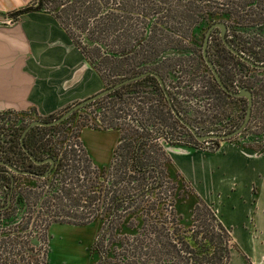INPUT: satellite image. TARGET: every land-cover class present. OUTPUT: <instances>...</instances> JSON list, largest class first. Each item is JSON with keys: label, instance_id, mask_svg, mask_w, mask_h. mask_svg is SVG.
Masks as SVG:
<instances>
[{"label": "trees", "instance_id": "1", "mask_svg": "<svg viewBox=\"0 0 264 264\" xmlns=\"http://www.w3.org/2000/svg\"><path fill=\"white\" fill-rule=\"evenodd\" d=\"M178 4H180L178 0H31L29 3L5 13V16L13 21L16 16L32 10H43L50 13L71 44L79 51L84 61L97 74L101 83L105 76L103 72H105L108 77H111V84H113L123 78L144 71H153L161 78V73L157 67L163 62V58L169 55L173 56L176 53L182 54L183 52L192 55L193 50H188L179 45L178 38H172L169 34L157 36L158 32L154 28L159 23L166 24V19H162L169 17L171 13L181 15L183 11L188 12L191 10L187 4ZM239 11L232 3L229 15L232 16L233 14L237 24L241 17L238 15ZM194 13H196V17L201 15L200 11L196 12L194 10ZM215 20L220 19L216 18L212 22H215ZM227 26L230 28L229 32L236 35L234 38L237 46H235L236 50H243L247 25L237 26L239 27L238 31H236V27ZM240 41L242 43L238 48ZM174 57H178V55ZM207 59L212 61L210 55ZM249 60L257 64H264L258 63L260 60L254 58L252 52ZM246 67L264 71V69H255L244 62L236 60L233 73L226 70L217 72L221 82L234 78L235 82L238 83L237 85L246 87L250 92L251 103L248 120L239 133H242L248 126V122L251 120L250 111L255 103L250 86H246L239 80L242 71ZM191 81L194 82L193 78ZM191 81L184 85L185 91L190 96L195 95V98L200 96L223 107L229 103L227 99L217 93L210 75L209 78L201 75L200 80H196L199 82H196L195 86L190 83ZM162 82L172 108L184 120L181 105L178 104L175 98L178 93L176 88L180 89L181 87L172 85L170 87L174 90L171 91L163 80ZM138 87H146L149 90L147 92L140 91ZM138 92L142 94H138ZM146 93L147 95H145ZM234 99L242 100L245 107L243 98L235 97ZM97 103L99 105L95 109L97 110L96 115L99 117L96 120L99 128H115L118 130L117 141L111 150L110 160L106 166L100 168L93 165L90 167L85 154L83 156L81 150L74 144L64 143L61 147L59 145L57 147L55 145V135L52 133L63 120L76 110ZM69 105L54 114L36 119L48 120L54 118ZM81 108L76 109L56 124L31 126L22 136L21 143L23 147L34 158L51 157L54 161L48 171V173L52 171L55 175L52 181L49 182V188L52 189L44 193H41L40 190L39 192L30 190L29 194H32L31 204L28 200L29 195L14 191L13 181L15 176L13 175L20 174L6 173L7 171L2 167V163H5L18 170H27L34 175L43 172L38 169L41 168L40 164L33 165L28 160L19 145L20 132L27 123H23L15 129L11 138L7 140V145L0 148V181L6 184L5 191L10 190L11 197V203L8 207L11 211L4 215L0 225L6 224L8 227L17 217L26 214L27 209L34 205L33 200L37 199L39 194V210L41 209L47 216V219L43 220L41 237H39V243L43 245V233L48 224L54 222L83 225L93 218L92 215L87 217L86 214L80 213V211L71 212L72 208L68 207V201L70 204L72 203L74 210L79 209L77 208L79 206H91L94 201L98 200L97 206L100 207V213L104 215V219L91 243L92 250L98 256L97 264H103L106 258L103 247L110 242V236L115 225L118 224H115V222L120 217L135 212L138 208L139 213L142 212L141 216H143L141 226L132 238H126V241H124L125 248L131 256L137 258L138 264H146L145 258H142L143 256L156 257L158 260L165 256L166 261L170 264H226L230 246L228 233L219 224L211 208L199 199H196L190 209V224L185 230L188 234L180 236L176 233L177 228H174L175 224H172V212L170 210V196H172L171 191L174 185L165 177V172L161 166L162 164L165 166L168 159L158 142V137H161L162 142L170 145H185L207 152H211L216 148L215 140L208 139L197 142L171 114L155 78L149 74L120 85ZM1 112L12 115L17 114V112L11 111ZM166 120L170 121L169 124L180 126L185 137L179 139L172 137L168 130H159L158 126L165 123ZM84 125V123L80 124V126ZM92 127L93 125H91ZM194 129L199 134V129ZM247 141L249 144L258 145L253 152H263L264 128L260 132L249 133ZM204 142L212 146H206L203 144ZM161 154L162 159L158 158ZM71 160L82 164H66L67 161L70 162ZM86 168H91L90 170L100 173L98 176L93 174V181L91 182L98 186L95 194L94 192L84 194L87 192L85 190L87 186L83 187L78 182L80 179L77 176H82L80 172L84 173L83 170L87 172ZM34 175L31 177H35ZM65 176L68 179L72 176L73 179L64 182ZM73 191L76 192L73 193ZM69 195H71L70 198ZM98 195H100L99 199L97 198ZM151 197L155 198L151 199ZM160 199H165L166 203L160 202ZM62 201L64 203L60 204ZM155 207L159 211L160 209L164 211L163 214L161 213L158 216L159 220H150L154 224L157 223L159 227H154L150 221H143L155 212ZM166 214L170 215L168 220L163 216ZM165 223L173 225L170 227L169 235L164 231L162 237L155 241L156 246H153L154 248L146 245L144 239L148 240L149 234L153 231L160 233V230L165 229ZM21 227L24 228L25 224ZM122 244L123 242H119V247ZM39 250L43 251V246L39 247Z\"/></svg>", "mask_w": 264, "mask_h": 264}, {"label": "rangeland", "instance_id": "2", "mask_svg": "<svg viewBox=\"0 0 264 264\" xmlns=\"http://www.w3.org/2000/svg\"><path fill=\"white\" fill-rule=\"evenodd\" d=\"M180 4H187L190 6L191 10L186 12L183 11L181 15L170 14L166 19V24L159 23L154 28L158 32L157 36H162L169 34L172 38L179 39V45L187 48L188 50H193L192 55L189 57H174L166 56L162 59V63L157 67L161 73V78L171 91L174 89L170 86L175 85L181 88L177 89L178 93L175 96L179 105H181V112L183 113V118L187 121L191 127L199 129L201 131H212V133H223L231 130L236 126L242 117L244 104L242 100L230 99L226 106H218L211 100H205L203 97L195 98V95L190 96L187 91H185L184 85L188 84L193 78L194 82L191 81L195 86L196 80H200V76L209 78L208 72L204 69L203 64L199 61V50L196 45L199 44L200 35L204 31L207 23L214 21V19L219 18L225 24L236 27L245 26L249 23V5L248 0H178ZM260 0L257 1L259 4ZM232 3L234 7L238 8L239 22H235L234 16L229 15V10L232 8ZM220 4V5H218ZM200 11V17H196L194 13ZM263 15H261V13ZM195 16V17H194ZM232 17V18H231ZM7 22H11L9 19ZM264 21V9L256 8L254 9V22L262 23ZM167 30H170L167 32ZM235 30V29H234ZM171 32V33H170ZM176 36H175V35ZM252 56L257 60L258 63H263L264 61V33L255 32L252 33ZM253 36H255L253 38ZM167 37V36H165ZM258 41V43H256ZM262 46V47H261ZM187 60V62L185 61ZM174 63V64H172ZM184 73L183 75H181ZM190 73V74H189ZM102 80L101 88L112 83L111 77H108L105 72ZM192 75V76H191ZM177 77V78H175ZM176 80V81H175ZM240 81L250 86L252 90V97L255 101L253 109L250 111L251 120L248 122L246 129L237 135H234L225 140H215V144L219 142H226L232 145H239L242 147L249 148L253 151L258 145L249 144L247 139L249 133L260 132L264 128V71L253 70L246 67L242 71V76L240 75ZM107 83V85H105ZM183 88V89H182ZM140 91L147 92L148 88L138 87ZM138 94H142L138 92ZM147 95V93L145 94ZM153 98V97H152ZM74 103V102H73ZM93 104L91 106L81 108L76 110L72 115L63 120L57 128L52 131L55 135V145L61 147L64 143L74 144L80 150L84 156V152L89 158L94 162L95 167L100 168L108 164L110 160V153L112 147L116 141L118 130L113 129H102L99 128L97 123V113ZM60 113V112H59ZM58 114V113H57ZM11 115L12 122L16 124L17 129L23 123H27L30 120L36 119L31 118L25 113H17ZM15 119H17L15 121ZM248 120V119H247ZM169 120L158 126L160 130H168L172 137L183 138L185 137L183 129L177 124H169ZM84 123V126H80ZM247 123V122H246ZM93 125L91 128V125ZM95 128V129H93ZM193 128V129H194ZM14 129V130H15ZM195 130V129H194ZM53 135V136H54ZM158 142L162 149L170 144L162 142L161 137H158ZM176 146V145H175ZM180 146V145H179ZM206 146H212L207 143ZM84 150V152H83ZM164 150V149H163ZM58 154V153H57ZM166 154V153H165ZM162 154L158 158L162 159ZM85 158V157H84ZM73 160V159H72ZM66 162V164H82L77 163V161ZM172 164V163H171ZM165 164V166L160 164L163 171L170 174L164 173L165 177L174 185L172 189V196H170L172 212V224H175L174 228H177L176 233L180 236H185L188 233L185 231L190 224V209L195 203L197 196L199 195L196 187L189 183L187 186L181 182L177 177L171 175L173 172V165ZM92 165L89 164L91 167ZM166 167V168H165ZM43 171L44 167L38 168ZM87 169V168H86ZM88 168L84 173L80 172L82 176H77L78 182L86 187V193L97 191V185L91 183L94 176H98L100 173L98 171H92ZM42 173V172H41ZM39 174V173H38ZM13 188L15 192L21 193L23 195H29V202L32 203V194L29 191L35 192L41 191V193L46 192L49 189L50 181L54 178L52 171L47 174L45 178L31 177L26 175H13ZM67 176V175H66ZM64 177V182L68 180L71 181L72 176L68 179ZM57 177V176H56ZM101 187V185H99ZM28 191V192H27ZM76 191H73L75 193ZM71 195L68 197L70 198ZM98 195V199H99ZM155 198V197H154ZM151 197V199H154ZM166 203V200H161L160 202ZM34 205H31L27 209L26 214H22L13 222L10 223L6 228H0V264H97L98 256L92 250L91 243L94 239L96 231L99 229L104 215L100 213V207H98V200L94 201L91 206L88 207H77L79 209H74V206L68 201V207L72 208L71 212H82L86 214L87 217L90 215L93 218L90 222L83 225H72L66 223H50L44 230V243L43 245L39 243V237H41L42 223L43 220L47 219L45 213L39 210V194L38 198L33 200ZM64 202H60V204ZM167 210V206L165 205ZM139 208L127 215L120 217L115 225L112 235L110 236V242L108 245L103 247V252L105 255V260L103 264H138V260L135 256H131L128 250L125 248V239L132 238L135 233L139 230L141 226V213H139ZM152 213L154 211H151ZM163 214V209H156L153 214L149 215V218L143 220L144 222L150 220H159V215ZM166 220L170 218L169 214L163 215ZM158 217V218H156ZM154 227H159L157 223L150 221ZM197 223V222H196ZM24 228L20 226L24 225ZM172 224L165 223V229L158 232H152L149 234V239L145 240L146 245L156 246L155 241L162 237V233L166 231L169 235L170 227ZM156 230V228H154ZM123 242L122 246L119 247L118 243ZM43 246L44 250H39V247ZM148 249V248H147ZM232 251V250H231ZM145 258L146 264H170L166 261L165 256H162L161 260L156 257L143 256ZM133 261V262H132ZM238 259L236 255L231 252L228 257V264H237Z\"/></svg>", "mask_w": 264, "mask_h": 264}, {"label": "crops", "instance_id": "3", "mask_svg": "<svg viewBox=\"0 0 264 264\" xmlns=\"http://www.w3.org/2000/svg\"><path fill=\"white\" fill-rule=\"evenodd\" d=\"M30 1L0 0V111L29 119L54 114L102 86L50 13L32 10L6 21L5 13ZM163 149L171 175L187 188L193 184L197 199L227 231L228 257L233 252L237 264H264V151L226 142L211 152L185 145Z\"/></svg>", "mask_w": 264, "mask_h": 264}, {"label": "water", "instance_id": "4", "mask_svg": "<svg viewBox=\"0 0 264 264\" xmlns=\"http://www.w3.org/2000/svg\"><path fill=\"white\" fill-rule=\"evenodd\" d=\"M212 27H217L219 30V34L221 36V39L223 41V29L224 26L221 22H211L207 28L204 31V35H203V42L201 45V58L205 64V66L207 67V69L209 70L211 76L213 77V79L215 80V82L218 84V86L225 92H227L228 94L234 96V97H241L244 99L245 101V107H244V111H243V115H242V119L241 121L237 124V126H235L233 129L227 131V132H223V133H206V134H197L194 129L186 122L184 121L176 112L175 110L172 108L168 96L165 92L164 86H163V82L161 80V78L159 77V75L153 71H144V72H140L138 74L123 78L119 81L114 82L113 84L101 88L100 90L94 92L93 94L86 96L72 104H70L66 109H64L61 113H59L57 116H55L54 118L48 119V120H40V119H33L30 120L29 122H27V124L23 127V129L20 132L19 135V145L21 150L24 152V154L26 155V157L28 158V160L32 163V164H41L44 162H48L49 164H47V167L45 168V170H43V172L41 174L38 175H34L33 173L27 171V170H18L16 168H13L12 166L2 163V165H4L7 170H9L11 173L14 174H20V175H29V176H35V177H45L49 171V169L52 166V162L53 159L51 157H43L40 159H36L34 158L29 152L26 151V149L23 147L22 143H21V138L24 135V133L28 130V128H30L31 126H48V125H53L56 124L58 122H60L61 120H63L64 118H66L70 113H72L73 111H75L78 108L83 107L85 104L93 101L94 99L106 94L107 92L111 91L114 88H117L120 85H123L129 81L135 80L141 76H144L146 74H149L151 76H153L159 86V88L161 89L164 99L167 103V106L170 109L171 114L178 120L179 123H181L186 129L187 131L191 134V136L197 141V142H202L204 140H208V139H212V140H224L227 138H230L236 134H238L241 129L245 126L248 116H249V110H250V103H251V96H250V92L249 90L236 85L235 86V91H228L225 89V87L221 84L219 77L216 73V71L214 70L213 66L211 65L210 61L207 59L206 55H205V51H204V45H205V39L207 37V34L209 32V30ZM228 50L234 54L237 58H239L242 62H244L245 64L255 68V69H264V64H257L254 63L252 61H250L247 58H244L241 54H239L237 51L233 50L232 48L228 47ZM9 196H10V190L8 191V195H7V199H6V204L9 201ZM5 204V205H6ZM5 206L0 207V209H3Z\"/></svg>", "mask_w": 264, "mask_h": 264}, {"label": "flooded vegetation", "instance_id": "5", "mask_svg": "<svg viewBox=\"0 0 264 264\" xmlns=\"http://www.w3.org/2000/svg\"><path fill=\"white\" fill-rule=\"evenodd\" d=\"M257 1L259 0H248V5H249V23L246 26V31L247 34L245 35L244 38V42H243V50L240 49V51H237L235 48V41L234 38L236 35H234L233 33L229 32V27L225 24V22H222L220 20H215L217 22H221L224 26L223 29V41L221 39V36L219 34V30L217 27H212L208 34L207 37L205 39V45H204V51H205V55L206 57H208L209 55L212 57V61H210L211 65L213 66L214 70L216 71V73L218 71L221 70H226L227 72H234V66H235V61L237 60L238 62H242L239 58H237L234 54H232L228 48H232L233 50L237 51L239 54H241L244 58L250 59V55H251V50H252V33L255 32L257 34V32H261L264 33V21L262 23H256L254 22V9L258 8L259 9H264V0H260L259 4H257ZM261 13V12H260ZM261 15H263L261 13ZM211 23V22H210ZM208 23L207 26L210 24ZM207 26L205 27V29L207 28ZM204 29V31H205ZM260 30V31H259ZM204 31L202 32V34L200 35V40H199V44L196 45V47L199 50V61L203 64L204 69L208 72V74L210 75V77L213 79V77L211 76L209 70L207 69V67L205 66L202 58H201V45L203 42V35H204ZM241 41L238 44V48H240L241 46ZM237 47V46H236ZM178 55V57H189V53L187 52H183L182 54H174L173 56ZM187 62V60H185ZM220 80V79H219ZM221 82V80H220ZM213 83L215 84V89L217 91V93H219L220 96H222L223 98L227 99L228 101L230 99H234L235 97L228 94L227 92L223 91L218 84L215 82V80L213 79ZM221 84L225 87L226 90L228 91H235V86L238 84L235 82V79L233 78L232 80H225L223 82H221ZM243 87V86H241ZM245 89H247L246 87H243ZM206 133H212V132H206ZM47 164H49L48 162H44L41 163V167H44L43 170H45V168L47 167ZM52 164H54V161L52 162ZM35 165V164H33ZM39 165V164H36ZM11 203V197L9 196V201L4 203L3 206H5L4 208H7V206H9V204ZM6 204V205H5ZM3 208V209H4Z\"/></svg>", "mask_w": 264, "mask_h": 264}, {"label": "built area", "instance_id": "6", "mask_svg": "<svg viewBox=\"0 0 264 264\" xmlns=\"http://www.w3.org/2000/svg\"><path fill=\"white\" fill-rule=\"evenodd\" d=\"M220 5V4H218ZM264 63V61H263ZM17 119H15L16 121ZM0 148H4L6 145H7V140L9 138H11L13 132H14V129L16 128V124L12 122V118H11V115L10 114H5V113H2L0 111ZM5 128V129H3ZM207 132H210V131H207ZM206 134V132L204 131H201L199 130V134ZM204 145H207V142H204L203 143ZM73 148H75L74 145H72ZM1 154V153H0ZM2 167L7 171L6 173H10V174H14V173H11L9 170H7V168L2 165ZM4 172V174H6ZM3 181H0V207H2L4 205V203L6 202V199H7V195H8V192H6V184L2 183ZM10 205V204H9ZM9 206H7V208H4V209H0V221H2V218L4 217V215L6 213H9L11 210H9L8 208ZM9 215V214H8ZM6 224L5 225H0V228H6Z\"/></svg>", "mask_w": 264, "mask_h": 264}]
</instances>
